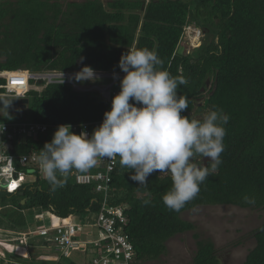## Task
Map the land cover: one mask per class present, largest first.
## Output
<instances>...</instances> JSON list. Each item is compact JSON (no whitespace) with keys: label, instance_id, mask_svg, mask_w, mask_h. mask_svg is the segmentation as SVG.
I'll return each mask as SVG.
<instances>
[{"label":"trees","instance_id":"16d2710c","mask_svg":"<svg viewBox=\"0 0 264 264\" xmlns=\"http://www.w3.org/2000/svg\"><path fill=\"white\" fill-rule=\"evenodd\" d=\"M190 22L201 28L203 38L208 35L191 54L179 43ZM143 48L154 51L173 77L187 80L177 88L189 101L182 115L198 119L192 111L206 92L207 108L222 109L229 119L221 163L178 213L162 203L172 185L169 175L153 173L146 187L139 186L129 179L130 170L117 163L108 201L124 206L123 229L135 252L132 264L158 258L169 238L192 230L194 224L180 214L197 205L264 209V0H0V71L89 66L118 72L127 49ZM4 82L0 76V84ZM92 92L75 90L70 83H50L40 92L29 90L27 106L12 111L49 124L103 119L111 103ZM50 139L51 133L14 136L9 152L26 154ZM6 194L16 195L13 207L19 211L40 208L58 218L77 216L81 222L99 212L103 198L94 185L78 184L71 176L52 192L37 170L17 192ZM245 196L255 203H245ZM145 199L151 203L144 205ZM2 209L0 204V229L27 231L21 212L10 215ZM253 235L256 243L241 264H264V223ZM1 256L11 261L7 264L24 262L15 255ZM54 260L52 264H61ZM193 264H222L212 241L197 240Z\"/></svg>","mask_w":264,"mask_h":264},{"label":"clouds","instance_id":"9594fccd","mask_svg":"<svg viewBox=\"0 0 264 264\" xmlns=\"http://www.w3.org/2000/svg\"><path fill=\"white\" fill-rule=\"evenodd\" d=\"M118 67L124 73L119 80L120 90L112 97L102 122L91 134H76L70 130V124L58 125L34 159L52 192L63 187L74 170L87 173L100 160L118 159L122 168L130 170L129 179L139 186L146 187L147 178L153 173L169 175L172 185L162 195V203L178 213L196 198L200 185L221 163L224 125L229 117L222 109H208L202 119L182 115L189 101L178 95L177 88L187 84V80L183 76L173 77L163 69V61L148 48L127 49ZM70 79L95 82L99 77L91 67L84 66ZM62 83L61 72L59 84ZM12 99H0V110L7 119L11 118L7 109ZM4 131L0 123V135ZM204 158H208L207 164ZM243 199L245 203H255L247 196ZM143 203L149 205L151 200L145 199ZM4 231L11 236L9 239L21 233ZM13 240L19 242L17 238ZM20 244L29 246L28 241Z\"/></svg>","mask_w":264,"mask_h":264},{"label":"built area","instance_id":"2783aa9c","mask_svg":"<svg viewBox=\"0 0 264 264\" xmlns=\"http://www.w3.org/2000/svg\"><path fill=\"white\" fill-rule=\"evenodd\" d=\"M203 33L201 28L194 22L187 23L183 27L179 43L197 48L201 45ZM187 40V41H186ZM185 45V44H184ZM187 45V44H186ZM185 45V46H186ZM78 70H58L44 69L39 71H30L27 69H18L10 71H0V76L5 78V82L0 84L3 92L1 96L24 97L29 90L40 92L50 83H59L61 72L65 83H70L75 90L80 91H96L101 97L111 103L112 97L117 94L120 88L113 90L120 78L123 77L122 71H103L94 70L99 80L108 79L110 82L106 85L93 84L91 87L81 88V84L74 79H70ZM100 82V81H99ZM80 86V87H79ZM102 119H94L82 122L62 123L70 124L71 131L79 134L85 131L91 134L94 127L98 126ZM3 123L5 131L0 135V188L7 193L17 192L27 179L34 177V172L42 176L39 171L37 162L34 157L38 155L39 149H33L26 154H13L9 150L12 147L10 139L18 136L24 139L27 136H37L51 133L52 135L56 127L60 124H49L39 121H11ZM10 157L9 160L7 157ZM117 161L100 160L97 165L87 173H79L73 171L69 176L78 184H92L95 190L101 192L102 203L99 212L95 214L96 222L82 223L75 221L74 216L58 218L51 215L50 223H45L43 214L35 212V224L33 227H27V231L15 235L12 239L17 238L19 243L27 244L30 235L39 236L42 241L48 244L54 242V247L59 253L65 257L69 256L74 249H84L87 244L96 248L97 254L92 258L90 264H132L134 261V248L128 240L124 229L125 223L124 206L120 204H112L108 201L112 190L113 173L116 169ZM96 225L98 234L94 239L82 240L77 237L85 233L86 227ZM2 258L0 254V259ZM3 264L11 262L5 258L1 259ZM1 263V264H2Z\"/></svg>","mask_w":264,"mask_h":264},{"label":"rangeland","instance_id":"374dc122","mask_svg":"<svg viewBox=\"0 0 264 264\" xmlns=\"http://www.w3.org/2000/svg\"><path fill=\"white\" fill-rule=\"evenodd\" d=\"M61 3L69 1H84V0H53ZM104 3L106 0H101ZM190 2L191 0H185ZM203 33V32H202ZM208 35H204L203 41ZM187 41V40H186ZM186 45L187 53L191 54L193 47L188 45V42L184 41ZM211 79H207V88L209 87ZM110 81L108 79L101 82H79L81 88L91 87L93 84L106 85ZM79 86V87H80ZM119 88V82L113 86V90ZM89 92V91H88ZM99 97L101 95L98 92H92ZM206 97V92H203L202 98L196 101L195 107L198 108L203 104ZM194 108L192 114L202 119L208 108H203L196 111ZM10 119L6 118V114L3 110H0V122L11 121H25L29 120L27 115L16 114L11 109H7ZM51 140V139H50ZM49 140V141H50ZM17 198L16 195L8 196L4 190L0 188V204L3 206L2 213L10 215H18L17 212H21L26 224L29 227L34 225L33 209H23L21 211L14 209ZM1 212V210H0ZM181 218L188 220L194 224L192 230L178 233L166 241V251L156 259H150L145 261H139L137 264H193V256L197 247V240H210L214 244L215 254L222 264H241L248 251L253 248L256 241L254 238V230L264 223V209H251L242 208L236 205H197L192 209L186 210L180 214ZM44 222L50 223L47 214H44ZM95 223V215L92 216ZM75 221H79L77 216L74 217ZM82 223H86V220ZM89 223V222H88ZM27 229V226H26ZM86 230H92L91 235L87 233L80 234L77 238L82 240L94 239L97 235L98 228L96 225L86 227ZM10 233V231H8ZM198 235V238L194 234ZM7 232L0 229V236H4V239H0V253L6 257V254L15 255L16 257H22L20 260L24 261L23 264H46L48 261L60 259L61 264H69L75 262L76 264H89L92 258L97 254L96 248L93 245L87 244L85 251L74 249L69 257L60 256L58 250L54 247V242H50L46 246L42 243V238L39 236L30 235L28 239L33 242V246L29 244L22 245L16 240L9 239L11 236L6 235ZM29 243V242H28ZM52 257L54 259L42 260L43 256ZM47 258V259H48ZM28 261H26V260ZM36 260L34 262L33 260Z\"/></svg>","mask_w":264,"mask_h":264},{"label":"water","instance_id":"95a60500","mask_svg":"<svg viewBox=\"0 0 264 264\" xmlns=\"http://www.w3.org/2000/svg\"><path fill=\"white\" fill-rule=\"evenodd\" d=\"M0 99H4V100L12 99L8 109H11L13 111L25 108L27 106L28 102H29V98L27 96L19 97V98L18 97H11V96H0ZM208 102H209V99L205 98L204 101H203V107L204 108L207 107ZM0 107H3L2 103H0ZM207 160H208V158H204L205 164H207Z\"/></svg>","mask_w":264,"mask_h":264},{"label":"crops","instance_id":"0c3cea01","mask_svg":"<svg viewBox=\"0 0 264 264\" xmlns=\"http://www.w3.org/2000/svg\"><path fill=\"white\" fill-rule=\"evenodd\" d=\"M35 212L36 213H38V212H41L42 214H43V218H44V214H47V216H48V219H49V221H51V215L49 214V212H47V211H44V210H42V209H40V208H34L33 209V215H34V218H35ZM35 221H36V218H35ZM35 221H34V224H35ZM90 221H93V219H92V217H87V219H86V222H89L90 223ZM46 223V222H45ZM48 224V223H47ZM29 226V224H27V227ZM86 230V229H85ZM88 232V234L89 235H91V233H92V230H86L85 231V233H87ZM97 234H98V232H97ZM7 235H9V234H7ZM97 236V235H96ZM29 242V241H28ZM32 246H33V242H32ZM78 250H80V249H78ZM81 251H83L82 249H81ZM42 258V260H49V259H54V258H52V257H47L46 255L45 256H43V257H41ZM48 258V259H47ZM52 262H53V260H52ZM52 262H51V260L49 261V264H52Z\"/></svg>","mask_w":264,"mask_h":264},{"label":"flooded vegetation","instance_id":"af4514ba","mask_svg":"<svg viewBox=\"0 0 264 264\" xmlns=\"http://www.w3.org/2000/svg\"><path fill=\"white\" fill-rule=\"evenodd\" d=\"M204 107L202 106V107H198V110H200V109H203Z\"/></svg>","mask_w":264,"mask_h":264}]
</instances>
